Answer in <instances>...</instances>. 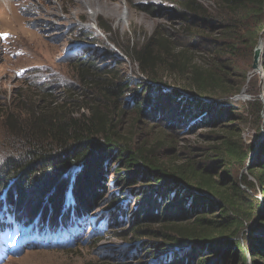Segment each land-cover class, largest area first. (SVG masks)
Instances as JSON below:
<instances>
[{
    "label": "trees",
    "instance_id": "obj_1",
    "mask_svg": "<svg viewBox=\"0 0 264 264\" xmlns=\"http://www.w3.org/2000/svg\"><path fill=\"white\" fill-rule=\"evenodd\" d=\"M209 1L213 8L179 0V30L165 31V40L150 38L129 54L150 81L145 92L156 94L157 113H176L177 124L204 115L202 120L224 129L209 151L197 159L171 160L156 154L160 140L123 138L120 121H115L124 114L115 106L124 95L123 84L108 80L115 69L98 67L87 54L76 57L70 65L88 102L71 112L65 111L63 99L50 104L56 105L53 111L36 103L19 109L17 124L10 122L12 117L4 121L19 148L12 152L17 160L13 155L3 163L1 230L12 234L19 226L51 233L70 226L74 218L84 220L97 207L107 162L113 159L114 186H145L129 214L124 197H117L107 211L113 219L130 216L131 235L159 239L154 248L158 258L165 257L163 264H246V255L249 264H264V102L258 98V79L251 80L254 98L243 102L236 115L233 98L243 85L232 81L238 74L246 79L239 62L252 60L264 36V0ZM145 10L154 13L151 7ZM176 37L186 43L169 48L166 40ZM192 50L204 55L194 60ZM161 65L173 83L162 82ZM262 65L264 73V51ZM148 106L145 97L133 112L147 115ZM250 119L257 145L245 144L238 128L229 127ZM237 168L247 172L239 182L231 177ZM241 187L258 189L261 201Z\"/></svg>",
    "mask_w": 264,
    "mask_h": 264
},
{
    "label": "rangeland",
    "instance_id": "obj_2",
    "mask_svg": "<svg viewBox=\"0 0 264 264\" xmlns=\"http://www.w3.org/2000/svg\"><path fill=\"white\" fill-rule=\"evenodd\" d=\"M178 1L88 0L85 3V0H0L1 181H5L2 174L4 161L14 155L13 150L19 148L4 121L7 117H12L14 119H10V122L17 124V118L20 119L17 115L19 109L36 103L48 107L49 110L45 109L46 111H53L56 105L50 104L54 101L59 104L62 99L68 107L65 111L79 110L77 105H81L83 100L88 102L86 98L89 94L78 83L76 70L70 65V61L85 54L100 68L113 67L116 72L108 80L123 84L124 95L115 104L116 109L124 112L115 120L117 123L120 121L117 125L123 138L130 137L137 143L160 140L156 154L171 160L190 157L197 159L205 151H209V147L222 135L224 129L202 120L204 115L191 118L187 123L177 124L176 113H157L156 94L154 91L145 92V85H149L150 81L129 58L132 49H139L148 39L165 40L162 35L165 31L179 30ZM197 1L205 8L214 7L209 0ZM149 7L153 8L154 13L146 12L145 8ZM122 13L126 14L123 21L119 18ZM72 15L74 17L70 18ZM167 40L169 48L173 47L170 45H174V42L175 45L186 43L177 37ZM260 41L263 42V48L257 69L252 68L253 58L241 60L239 64L243 66V72H246V79L241 78L243 74H238L232 80L235 84L240 82L243 85L241 93L233 98L236 115H241L243 102L254 98L251 95L254 90L251 80L258 79V98L264 102V36L258 39ZM190 55L194 60H199L204 54L192 50ZM166 67L160 66L162 70L159 71V76L163 75L162 82L173 83L174 79L166 73ZM145 97L148 98L149 110L145 113L147 115L138 117L133 108ZM229 127L238 128L245 144H258L251 119L246 122L236 120ZM262 138L263 136L259 142ZM251 155L256 156V152ZM17 159L15 156V160ZM107 163L104 187L97 207L91 214L84 220L72 219L70 226L61 233L56 231L54 234L35 235L30 231V236H27V227L20 230L16 226L12 239L24 238L27 242L21 240L19 245L11 246L0 242V264H163L165 257L158 258L154 248L160 242L159 239L131 235V217L113 219L107 211L110 204L117 202V197H124L128 199L124 205H128L129 214L136 202L135 197L141 194L140 188L145 186L142 182L134 186H114L112 177L113 174L116 175L117 168L113 159ZM231 172L232 179L237 182L247 173L240 168ZM67 181L66 186H69L71 179ZM241 188L261 201L263 196L258 189L250 191ZM0 203L1 209L2 201ZM39 203L38 198L36 204ZM157 228V225L153 227ZM240 238L245 239L246 236ZM246 259V264H249L248 255ZM235 264L241 262L237 260Z\"/></svg>",
    "mask_w": 264,
    "mask_h": 264
},
{
    "label": "water",
    "instance_id": "obj_3",
    "mask_svg": "<svg viewBox=\"0 0 264 264\" xmlns=\"http://www.w3.org/2000/svg\"><path fill=\"white\" fill-rule=\"evenodd\" d=\"M258 43H259V42H258ZM258 47H259V46H258V44H257V46L255 47V50H254L253 65H252V68H253L254 70L257 69V66H258V64H259L263 45H262L261 49H259ZM234 98H237V96L234 97Z\"/></svg>",
    "mask_w": 264,
    "mask_h": 264
},
{
    "label": "bare ground",
    "instance_id": "obj_4",
    "mask_svg": "<svg viewBox=\"0 0 264 264\" xmlns=\"http://www.w3.org/2000/svg\"><path fill=\"white\" fill-rule=\"evenodd\" d=\"M86 2H88V0H85V3H86ZM125 15H126L125 13H122L121 15H119V18H120L121 21L125 20ZM73 17H74V16L72 15L70 18H73ZM92 18H93V20L95 21V18H94V17H92ZM262 45H263V42L260 41V42L258 43V46H259L258 48L261 49Z\"/></svg>",
    "mask_w": 264,
    "mask_h": 264
}]
</instances>
